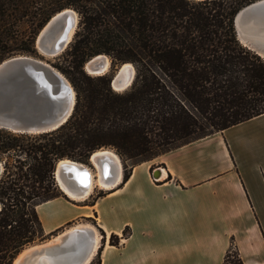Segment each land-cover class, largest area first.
I'll return each instance as SVG.
<instances>
[{"label":"trees","instance_id":"trees-1","mask_svg":"<svg viewBox=\"0 0 264 264\" xmlns=\"http://www.w3.org/2000/svg\"><path fill=\"white\" fill-rule=\"evenodd\" d=\"M253 1L46 0L37 11V1L0 0V63L34 53L39 30L59 11L79 16L62 54L73 71L70 118L41 133L0 128V264L44 235L36 206L63 195L60 160H88L110 146L132 161L126 181L137 164L264 113V59L234 27L235 14ZM27 18L37 32L20 29ZM103 53L112 67L134 66L127 89L115 91L111 74H85L83 65ZM119 241L110 235L109 244ZM101 250L90 264H101ZM223 264H243L234 247Z\"/></svg>","mask_w":264,"mask_h":264},{"label":"crops","instance_id":"crops-1","mask_svg":"<svg viewBox=\"0 0 264 264\" xmlns=\"http://www.w3.org/2000/svg\"><path fill=\"white\" fill-rule=\"evenodd\" d=\"M153 161L158 181L142 162L91 203L37 205L44 234L95 221L105 233L101 264H223L231 247L243 264H264V113Z\"/></svg>","mask_w":264,"mask_h":264},{"label":"water","instance_id":"water-1","mask_svg":"<svg viewBox=\"0 0 264 264\" xmlns=\"http://www.w3.org/2000/svg\"><path fill=\"white\" fill-rule=\"evenodd\" d=\"M68 10L66 8L53 15L38 33L35 44L40 53L41 49L46 54L57 56L72 41L78 21L74 25L72 37L68 40V32L73 26V18ZM234 27L237 39L262 57L259 52L264 53V0H254L240 8L234 16ZM98 56L99 54L89 60L98 59ZM123 64L111 78L112 88L117 83L121 86L119 91L127 89L135 76L134 66L131 64V70H123ZM95 67L102 70V62L99 61ZM75 99V90L69 80L41 59L16 55L0 63V128L26 133L54 130L70 118ZM103 170L104 175L108 176V162L103 164ZM2 172L3 164L0 161V176ZM85 173V170L79 169L78 183L70 175H67V180L75 182V187L83 190L89 184L82 177ZM55 178L57 181L56 174ZM93 238V231L87 228L70 234L63 246V249L71 251L65 264H82L92 250ZM19 254L20 252L11 264H14ZM31 256L33 255L26 254L21 258V264H28Z\"/></svg>","mask_w":264,"mask_h":264},{"label":"bare ground","instance_id":"bare-ground-1","mask_svg":"<svg viewBox=\"0 0 264 264\" xmlns=\"http://www.w3.org/2000/svg\"><path fill=\"white\" fill-rule=\"evenodd\" d=\"M68 12L73 18V26L69 30L67 35V38L69 40L74 33V25L77 24L78 16L77 13L72 9H69ZM40 51L44 56H53L50 54H46L41 49ZM259 53L264 59V53ZM99 61L102 62V70L95 67L97 63H99ZM85 66L87 72H89L90 74H104L108 72V69L110 67V60L107 55L99 54L98 59H95L93 61L88 60L85 63ZM131 67V63H125L123 64L122 69L131 70ZM114 90H121V86L117 83H114ZM91 161L96 166L98 172L94 173L92 169L86 166L84 163L77 162L68 158L62 159L57 163L55 174L60 189L63 193H65V195L73 199H85L88 195L91 194L96 186H100L102 188H111L117 183V181L121 179L123 170L121 160L119 156L111 149L103 147L96 150L91 156ZM106 162H108V166L110 167V170H108L107 173L108 176L104 175L105 170H103V164ZM79 166H81V168H79ZM79 169L85 170L86 173L85 175L83 174L84 176L82 177L86 182H89L88 186L83 190L77 189L75 187V182L72 183L71 181L67 180V175H70L72 178H74V180H76V183H78V180L80 178ZM157 172L159 173V177L161 178L163 173L162 169H158ZM87 175H89V178H87ZM85 228L92 230L94 235L92 250L87 256L86 260L82 263L90 264L99 250L102 236L94 226L88 223H77L46 242L26 246L15 259L14 264H21V258H23L26 254L33 255L31 256L32 258H29L28 264H65L66 258L71 254L70 249H63L65 241L70 236V234L78 232L79 230H84Z\"/></svg>","mask_w":264,"mask_h":264},{"label":"rangeland","instance_id":"rangeland-1","mask_svg":"<svg viewBox=\"0 0 264 264\" xmlns=\"http://www.w3.org/2000/svg\"><path fill=\"white\" fill-rule=\"evenodd\" d=\"M33 2H36L37 1V3H34V10H37V8H39L42 4H43V2L44 1H46V0H32ZM69 9H72V8H69ZM72 10H74V9H72ZM38 11V10H37ZM75 11V10H74ZM76 12V11H75ZM77 13V12H76ZM77 15H78V13H77ZM29 19L27 18V19H25L24 21H22L19 25H20V29L21 30H23L24 31V33H26V34H32V33H30L31 31H32V27L33 26H35V25H33L32 26V24H31V22H29L28 21ZM78 21H79V16H78ZM32 26V27H31ZM42 29V28H41ZM40 29V30H41ZM77 29V28H76ZM37 30L38 29H35V27H33V31H35V32H37ZM40 30H39V32H40ZM38 32V33H39ZM69 46V45H68ZM35 48H36V44H35ZM67 49V48H66ZM65 49V50H66ZM64 50V51H65ZM64 51L62 52V53H60L59 55H57V56H50V57H48V56H44V55H42L40 52H39V50L36 48L35 49V52L34 53H26V54H24V55H29V56H32V57H35V58H37V59H41V60H43V61H45V62H47L48 64H50L51 66H53L54 68H56L57 70H59L68 80L70 79V77L72 76V74H73V71H72V69L68 66V63H67V61L63 58V56H62V54L64 53ZM103 54H105V53H103ZM105 55H107L108 57H109V60H110V67H109V69H108V72L106 73V74H111V75H113L117 70H118V68H119V66H115V67H112L111 65H112V59H111V57H110V55H108V54H105ZM60 66L61 68H58V67ZM83 71L85 72V74L87 75V76H90V77H96V76H98V75H93V74H90L89 72H87V70L85 69V64L83 65ZM62 69V70H61ZM69 82L71 83V81L69 80ZM72 85V84H71ZM104 148H109V149H111L112 151H114L118 156H119V158H120V160H121V164H122V169H123V173L125 172V171H129L130 170V165H131V163H132V161L131 160H129V159H124L123 157H121L120 155H119V153L116 151V149L115 148H113V147H104ZM80 160H82V161H80ZM154 159H152V160H150V161H147V162H149V164H150V171H151V175H152V173H153V171L154 170H156L157 168H161V166L159 165V164H157L155 161H153ZM76 161H78V162H81V163H84L86 166H88L89 168H91L92 169V171L94 172V173H96V172H98L97 171V168H96V166L93 164V162L91 161V156H90V158L88 159V160H83V159H79V160H76ZM58 185V184H57ZM58 187H59V185H58ZM59 189H60V187H59ZM61 190V189H60ZM108 190V188H106V187H100V186H96L94 189H93V191L91 192V194L90 195H88L85 199H73V198H71V197H68L67 195H65V193H62L63 195H62V197H64L67 201H70V202H73V203H78V201H81V202H83L82 200H87V198H88V201L89 202H87V203H91L97 196H98V193L99 192H104V191H107ZM62 191V190H61ZM1 207V206H0ZM77 223H88V224H90V225H92V226H94L96 229H97V231L101 234V232L99 231V228H98V225L95 223V221H92V220H77V221H74V222H70L69 224H67L65 227H63V228H61V229H59V230H57V231H55V232H53V233H51V234H49V235H43L42 237H40V238H38V239H36V240H34L32 243H30V244H28V245H26V246H29V245H34V244H39V243H43V242H46V241H48V240H50V239H52L54 236H56V235H58L59 233H61V232H63V231H65L66 229H68V228H70V227H72V226H74L75 224H77ZM124 233V232H123ZM102 235V234H101ZM125 235H127V231H125ZM120 242V241H119ZM25 246V247H26ZM101 246V245H100ZM24 247V248H25ZM96 258H97V253H96V255L94 256V258L92 259V261L91 262H95L96 261Z\"/></svg>","mask_w":264,"mask_h":264},{"label":"built area","instance_id":"built-area-1","mask_svg":"<svg viewBox=\"0 0 264 264\" xmlns=\"http://www.w3.org/2000/svg\"><path fill=\"white\" fill-rule=\"evenodd\" d=\"M158 169H161V168H157L156 170H154L153 173H152V176H151L152 179L155 180V181H158V180L161 179V178L159 177L160 175L157 176V173H158L157 170H158Z\"/></svg>","mask_w":264,"mask_h":264},{"label":"flooded vegetation","instance_id":"flooded-vegetation-1","mask_svg":"<svg viewBox=\"0 0 264 264\" xmlns=\"http://www.w3.org/2000/svg\"><path fill=\"white\" fill-rule=\"evenodd\" d=\"M123 171V170H122ZM152 176V175H151Z\"/></svg>","mask_w":264,"mask_h":264}]
</instances>
